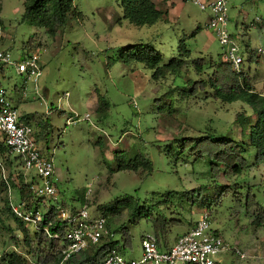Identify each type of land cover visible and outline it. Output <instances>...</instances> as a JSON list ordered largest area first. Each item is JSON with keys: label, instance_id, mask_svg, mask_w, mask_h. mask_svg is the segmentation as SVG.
Returning <instances> with one entry per match:
<instances>
[{"label": "rangeland", "instance_id": "rangeland-1", "mask_svg": "<svg viewBox=\"0 0 264 264\" xmlns=\"http://www.w3.org/2000/svg\"><path fill=\"white\" fill-rule=\"evenodd\" d=\"M24 1L0 0V50H7L16 61L28 54L38 55L42 67L38 86L43 99L30 82L23 96V77L11 66L3 65L0 81L18 112L34 116L30 122L34 138L53 160L57 201H40V210L46 212L60 204L79 209L86 204L91 216L104 215L101 206L132 196L131 206L122 204L118 211L104 215L111 230L121 225L129 230L130 246L119 252L129 259L141 256V237L154 233L152 222L133 211L135 203L178 220L162 242L168 247L192 226L201 211H207L211 230L228 245L219 256L224 264H264L263 250L253 251L264 232L253 222L255 206H247L255 196L264 207V162L255 163L256 150L246 144L248 124L236 120L241 113L255 122L253 109L242 99L225 102L205 97V91L213 93L211 88L187 97L177 91L169 94L187 79H207L210 70L196 73L190 59L180 75L154 80L151 69L141 62L125 61L122 52L128 45L150 43L167 63L177 55V45L184 39L190 58L219 62L224 47L206 26L209 10H201L190 0H153L163 12L162 18L152 25L135 26L122 18L120 0H73L74 15L50 36L44 28L21 20ZM228 17V30L244 58L241 69L247 72L253 91L264 96V53H257L256 61L247 60L249 50H264V0H231ZM99 95L110 102L104 120L94 112ZM87 113L89 120L83 119ZM71 114L79 121L67 125ZM211 135L243 143L250 168L238 176L220 175L214 181L212 154L200 156L205 141L197 142ZM122 155L125 159L143 155L151 160L152 170L118 171L116 158ZM10 160L9 165L0 157V264H7L12 252L32 258L18 222L3 212L7 211L5 200L10 206L19 198L22 168L16 157L10 155ZM33 175L28 172L27 179ZM89 183L91 192L86 195ZM217 185H229V193L215 197ZM234 249L246 257L240 258Z\"/></svg>", "mask_w": 264, "mask_h": 264}, {"label": "trees", "instance_id": "trees-1", "mask_svg": "<svg viewBox=\"0 0 264 264\" xmlns=\"http://www.w3.org/2000/svg\"><path fill=\"white\" fill-rule=\"evenodd\" d=\"M122 6V18L135 26L152 25L158 22L163 15L153 0H120ZM73 0H25L24 12L21 20L28 24L44 28L50 35L54 36L56 32L62 28L69 16L74 15ZM76 16H80V12H76ZM28 41L30 45L31 41ZM125 61L141 62L147 68L152 70L151 77L154 80H161L169 76L180 75L182 67L188 64V59L191 60L190 65L194 67L196 73H202L209 69L207 79H198L191 81L185 80L176 88L170 89L169 94L175 91L181 96H191L205 91L208 88L213 90V93L205 91V97L213 99H221L225 102H234L244 100L255 112L256 120L251 123L250 117L243 116L241 113L236 115V120L241 123L248 124V140L247 145L252 146L256 150V164L264 162V96L253 91L252 86L248 83L247 72L235 71L231 65L223 61L211 62L204 57L190 58V50L185 44L184 39H181L177 45V55L172 56L167 63L162 62V54L150 43H136L125 46L123 49ZM249 50L248 62L257 60V52ZM5 73V69L0 64V79ZM2 87L0 81V88ZM14 88H17L16 86ZM110 107V102L104 95H99L96 101L94 112L98 115L99 120H104L107 117V112ZM64 112V111H63ZM34 119L33 115H24L22 120L30 124ZM38 125L41 127V122ZM195 138H190L192 141ZM205 141L202 149L199 150L200 156L203 153L209 152L212 154L211 159V174L213 180L223 175L225 177L238 176L250 168V164L244 157V144L235 139L226 137L214 138L211 136H203L197 139V142ZM44 152L49 155L47 149ZM0 157L5 159L9 165L12 164L7 146L0 141ZM17 158V157H16ZM142 169L144 172L152 170V162L149 158L143 155H137L132 159H125L122 155L116 158V170H134ZM22 175H20V179ZM1 185L5 186L4 182ZM30 183H25L22 179L19 182V197L21 200L31 201L32 194ZM229 185H217L215 197L220 198L229 193ZM28 202V205L31 203ZM132 196H121L113 204L101 206L100 209L105 215L109 211H118L120 205L131 206ZM248 209L255 206L256 213L253 222L256 227H264V207L260 205L255 196L247 201ZM27 205V206H28ZM4 207L7 209L8 216L14 217L11 212L8 202L5 200ZM135 211L140 217L146 216L152 222L153 231L161 248H169L166 244L163 246L166 235L169 234L170 227L178 223V220L168 219L166 215L158 212H152V209L140 207L138 204L133 205ZM144 211V212H143ZM151 211V212H150ZM18 222L19 228L23 234V242L28 251L32 254V259L40 264H59L62 259V254L59 249L64 247V236L67 231L66 224L58 217L56 206H50L39 223L41 230L29 231L27 225L21 220L14 217ZM109 227V223L107 222ZM48 227L51 234H57L58 238H52L47 235L42 228ZM110 228V227H109ZM111 230V229H110ZM112 237L102 239L97 245H91L86 250L72 254L64 264H103L105 258L112 251L121 252L130 246L129 230L121 225L111 230ZM120 235V239L116 240L115 236ZM7 264H28L24 256L12 252L8 255Z\"/></svg>", "mask_w": 264, "mask_h": 264}, {"label": "built area", "instance_id": "built-area-1", "mask_svg": "<svg viewBox=\"0 0 264 264\" xmlns=\"http://www.w3.org/2000/svg\"><path fill=\"white\" fill-rule=\"evenodd\" d=\"M190 1L203 11L209 10L206 26L215 33L219 43L224 47L221 61L231 65L235 71H241L244 62L241 48L236 44L234 35L228 30V5L231 0ZM256 52L263 54L264 50L258 48ZM0 64L11 66L23 77L21 87L23 96L27 95V83L30 82L35 94L43 99L38 86L42 67L37 54H28L16 61L7 50H0ZM67 97L68 93H65L64 98ZM61 99L62 97H59L58 101L61 102ZM89 118L90 115L87 113L83 119L89 120ZM78 121V116L71 114L66 119V124L72 125ZM0 141L7 146L10 155L17 157L22 168L21 179L25 183H30L32 194L30 202L21 200L20 197L17 201L10 202L11 212L25 225L32 227V231H39L41 230L39 223L46 213L40 210V201L45 199L57 201L53 180L54 164L52 157L38 146L32 126L22 120V115L13 105L4 88H0ZM30 171H33L34 175L28 180L27 173ZM90 188L89 183L86 195L91 192ZM11 199L10 193L9 200ZM28 202L31 204L28 205ZM56 209L58 217L67 226L64 247L59 249L62 254L59 264H64L72 254L86 250L91 245H97L102 239L113 236L104 215L91 216L86 204L79 209H67L60 204ZM209 219V213L201 211L199 218L186 232L179 235L169 248H161L155 234L146 233L141 237V256L138 259H129L121 253L112 251L103 264H224L219 256L228 250V245L218 233L211 230ZM42 230L50 237L58 238L57 234L50 233L48 227H43ZM234 252L240 258L246 257L245 253L238 249H234ZM26 260L28 264H40L32 258Z\"/></svg>", "mask_w": 264, "mask_h": 264}, {"label": "crops", "instance_id": "crops-1", "mask_svg": "<svg viewBox=\"0 0 264 264\" xmlns=\"http://www.w3.org/2000/svg\"><path fill=\"white\" fill-rule=\"evenodd\" d=\"M94 104L95 103H93V105H92V108L94 107ZM256 229H261V231H263L264 232V227H257ZM256 232V231H255ZM259 234H261V233H256L255 235H259ZM261 239H262V241H260V243H259V245H255V247L253 248V251L254 252H262V250H263V252H264V233L263 234H261ZM172 245V244H171ZM170 245V246H171ZM167 248V247H166Z\"/></svg>", "mask_w": 264, "mask_h": 264}]
</instances>
